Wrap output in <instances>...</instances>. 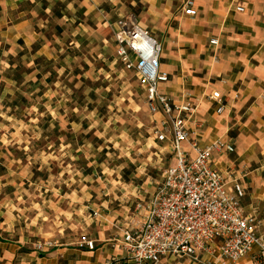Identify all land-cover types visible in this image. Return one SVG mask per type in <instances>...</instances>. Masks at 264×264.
Listing matches in <instances>:
<instances>
[{
	"label": "rangeland",
	"instance_id": "obj_1",
	"mask_svg": "<svg viewBox=\"0 0 264 264\" xmlns=\"http://www.w3.org/2000/svg\"><path fill=\"white\" fill-rule=\"evenodd\" d=\"M180 2L24 1L27 36H0V222L39 242L76 241L101 206L121 215L159 185L175 161L118 60L120 23L149 31Z\"/></svg>",
	"mask_w": 264,
	"mask_h": 264
},
{
	"label": "crops",
	"instance_id": "obj_2",
	"mask_svg": "<svg viewBox=\"0 0 264 264\" xmlns=\"http://www.w3.org/2000/svg\"><path fill=\"white\" fill-rule=\"evenodd\" d=\"M24 1L0 0V36H27L32 9ZM181 1L176 6L166 4L164 18L149 26L162 45L160 70L168 74L159 89L195 106L190 123L193 140L207 145L221 139L234 145V153L214 156V167L225 171L235 163L245 168L242 203L259 217L264 213V0H193L191 17L181 14ZM236 7L246 8L247 14ZM171 11L177 13L168 15ZM212 38L218 46L209 44ZM212 90L219 92L220 103L207 98ZM219 106L223 109L217 114ZM101 207L94 211L98 216H89L82 233L94 242L91 251L79 249L77 240L52 241V248L36 250V233L26 234L0 222V264H125L127 251L117 242L115 224L127 211L117 215ZM160 264L188 263L163 259ZM235 264L254 263L245 257Z\"/></svg>",
	"mask_w": 264,
	"mask_h": 264
},
{
	"label": "built area",
	"instance_id": "obj_3",
	"mask_svg": "<svg viewBox=\"0 0 264 264\" xmlns=\"http://www.w3.org/2000/svg\"><path fill=\"white\" fill-rule=\"evenodd\" d=\"M194 1L184 0L181 14H194ZM242 14L248 10L235 8ZM117 52L124 68L136 77L144 92L149 113L158 118L155 139L170 147L174 164L162 174V181L147 199H138L131 210L115 224L118 241L127 251L125 264H160L163 259L188 264H235L249 257L264 264L263 223L254 212H247L245 168L231 163L225 171L214 167L216 154H232L234 145L215 139L201 145L191 138L190 123L195 110L191 104L174 100L159 86L168 81L160 70L162 45L136 19L120 23ZM209 44L218 46L212 38ZM207 98L220 103L219 92ZM219 106L216 113L220 114ZM94 217L98 216L94 212ZM53 242H38L36 250L52 248ZM76 246L94 250V242L81 235Z\"/></svg>",
	"mask_w": 264,
	"mask_h": 264
},
{
	"label": "trees",
	"instance_id": "obj_4",
	"mask_svg": "<svg viewBox=\"0 0 264 264\" xmlns=\"http://www.w3.org/2000/svg\"><path fill=\"white\" fill-rule=\"evenodd\" d=\"M15 103H16V102L10 104L9 106H12V107H14V108H17L16 105H15ZM14 114H15V112H14ZM110 264H124V263L111 262Z\"/></svg>",
	"mask_w": 264,
	"mask_h": 264
}]
</instances>
